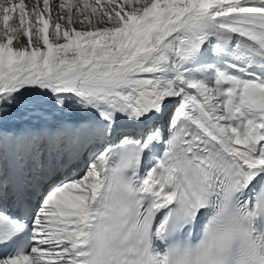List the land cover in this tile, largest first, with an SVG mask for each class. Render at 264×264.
Instances as JSON below:
<instances>
[{"label":"snow or ice","instance_id":"6c2138e0","mask_svg":"<svg viewBox=\"0 0 264 264\" xmlns=\"http://www.w3.org/2000/svg\"><path fill=\"white\" fill-rule=\"evenodd\" d=\"M0 264H264V0H0Z\"/></svg>","mask_w":264,"mask_h":264}]
</instances>
